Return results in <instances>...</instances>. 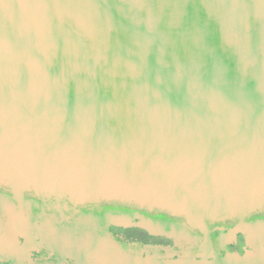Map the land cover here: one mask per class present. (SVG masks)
I'll list each match as a JSON object with an SVG mask.
<instances>
[{"label":"water","instance_id":"95a60500","mask_svg":"<svg viewBox=\"0 0 264 264\" xmlns=\"http://www.w3.org/2000/svg\"><path fill=\"white\" fill-rule=\"evenodd\" d=\"M264 0H0V264H264Z\"/></svg>","mask_w":264,"mask_h":264},{"label":"flooded vegetation","instance_id":"af4514ba","mask_svg":"<svg viewBox=\"0 0 264 264\" xmlns=\"http://www.w3.org/2000/svg\"><path fill=\"white\" fill-rule=\"evenodd\" d=\"M259 216H264V212L260 213Z\"/></svg>","mask_w":264,"mask_h":264}]
</instances>
